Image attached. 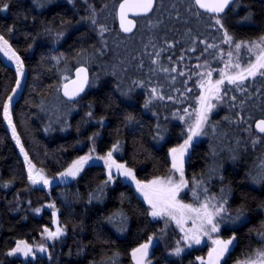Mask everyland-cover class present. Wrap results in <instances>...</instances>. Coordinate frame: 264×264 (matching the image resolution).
Wrapping results in <instances>:
<instances>
[{
    "label": "trees",
    "instance_id": "1",
    "mask_svg": "<svg viewBox=\"0 0 264 264\" xmlns=\"http://www.w3.org/2000/svg\"><path fill=\"white\" fill-rule=\"evenodd\" d=\"M120 1L88 0L86 4L84 0H75V5H72L67 0H53L44 8H37L33 0H11L12 6L9 11L0 12V32H4L25 61L24 84L13 103L14 123L30 158L38 168L43 167L50 177H56V174L63 171L72 160L88 152L91 147L88 137L94 132L99 133L96 138V151L100 155L104 154L116 139L123 141V152L118 153L116 158L135 167L139 179L164 174L170 160L166 155L168 148L183 141L180 132L184 124L173 118L172 113L184 108L192 112L197 106L195 96L199 95L201 89L196 84L199 79L195 75L196 65H203L205 60H208L211 67L217 70L213 72L214 80L219 78V69L224 68V60L227 57L220 60L212 54L214 51L212 49L201 55L203 44L197 42L195 52L188 50L192 46L185 35L189 27L193 29V34H200V39H207L209 43L220 44V34L212 28L205 30L203 26L198 27L194 19L185 24L183 21L188 16L184 7L186 0H162L165 5L163 9L159 8L161 0H157L156 9L148 17H151L153 24L157 19L162 20L163 24L151 27L146 23L148 17L138 19L137 29L131 36L123 35L118 26L116 11ZM248 2L255 13L254 19L257 24H264V4L258 0ZM88 4L95 7L99 22L109 28L103 37L108 42L107 47H104L98 32L93 31L87 22L76 23L81 16L88 15ZM172 4H176L179 9L181 15L179 21L174 18L176 11L171 8ZM25 16L27 19H24ZM33 16L36 17L35 22L32 20ZM229 16L227 17L229 31L239 39H255L264 31V27H241L236 24L235 18L230 19ZM61 18L71 19L73 22L72 26L66 28L63 39L55 43L53 37L41 35L37 37L34 47L30 51L27 50L31 36L26 38L25 33L33 35L40 33L42 24L53 21L58 27ZM11 25H15V31L8 34L5 29ZM82 34L86 35L82 37ZM165 38L169 42L175 40L177 43L175 48L162 54L161 62L165 67H169V62L165 59L167 56L172 55L173 61H177L180 55L184 56V60L179 61L178 71L191 75L186 84V87L192 88L190 93L184 92L185 85L182 84L186 76L160 71L149 72L150 67L157 66L152 65L149 56L144 54V46L148 45L149 54L153 51L150 41L156 44L157 49L167 48L164 44ZM92 45H95V49ZM221 48L227 51L228 46L221 45ZM81 49L86 51L83 55L77 56ZM101 49L103 55L99 54ZM61 53L66 57L67 64L61 61L57 65L55 60L49 59ZM94 53V59L86 66L91 74V82L99 75L98 85L90 86L88 92L76 103L66 102L60 95V89L65 82L64 76L70 78L73 70L80 66L77 61H84ZM141 56L144 67L138 69L136 65ZM242 56L244 59L247 58L243 50ZM121 61H124L123 67L128 68L127 73L120 71ZM113 65L117 66V76L109 74ZM65 67L69 70L64 71ZM171 76H176L175 83L172 82ZM149 78L152 83L146 88L133 86L131 99L121 96L114 90L115 84L120 80H123L122 87L126 89L132 80ZM15 79L16 70L8 66L0 55V104L3 103L6 91L15 86ZM157 82L165 96L172 95L173 99L154 100L146 110L143 103L148 99V90L156 86ZM246 86L250 98L244 105L243 112L239 103L240 99L246 98L245 94L239 91L229 92V95L234 94L238 97L234 102L237 107L231 108L226 97L225 102L214 109L211 122H219L215 133L208 130L209 134L194 144L186 165V174L191 177L193 173L207 172L214 164H222L225 183H230L234 190L229 200L230 210L234 213L241 203L246 204L245 221L234 226L240 245L235 253H232L229 264H234L237 258L243 259L240 254L249 241L252 242L253 248L259 246L255 231L250 234L249 229H257L264 221V213L259 208V203L264 201V187L252 184L247 177L249 171L264 166V136H260L254 128L250 132H245L244 124L237 125L224 119L228 116L235 121L239 115H243L247 120L251 115L253 120L248 122L254 124V120L260 118L261 111L258 105L264 98V83L258 77L256 81L249 79ZM176 88H180L181 91L176 92ZM225 88L234 86L226 84ZM90 102L94 115L91 120L85 116ZM153 111L158 116H153ZM126 112L132 113L141 122L142 127L137 126L134 134H130L129 129L124 127ZM102 116L105 118L103 127L96 122ZM165 117L168 119L165 120ZM157 119L169 130L166 140L159 144L152 139V129L155 128ZM65 123L68 127L62 130ZM77 128L80 129L79 132ZM254 139L258 142L253 146L251 141ZM232 150L237 154L235 161L230 159ZM26 168L27 166L23 164V155L0 111V264H97L107 249L111 250L107 251V255L116 251L120 253L119 264H132L131 248L142 242L148 232L162 227L161 223L148 224L145 227L146 220L139 215V211L146 205L139 203L132 188L120 180H117L115 185L108 186L102 203L96 200L91 204L87 203L89 192L95 190L106 178L105 169L101 164L89 165L71 184L59 183L51 190L31 187L26 179ZM13 178H15L13 184L9 187L3 186ZM223 186L218 179L210 181V190L217 195ZM121 193L126 197L123 204ZM242 193L246 197L245 200L241 199ZM28 201H31V204ZM52 201H55L60 210L61 222L68 225L67 235L49 247L53 258L49 260L48 257H38L25 261L19 257L6 256L5 253L15 246L16 240L26 239L34 244L40 240L45 226L49 228L54 226L53 211L45 209ZM35 208H41V211L36 213L33 211ZM121 209L130 217L127 231L123 234L118 233L111 224L103 220V217ZM97 234L110 243L103 245L101 240L97 239ZM230 234L229 231L222 229L223 236L227 237ZM171 247L168 242L156 245L153 249L154 264H191L195 256L204 254L202 249H193L185 252L181 258L170 257L168 251ZM69 250L71 255L68 254Z\"/></svg>",
    "mask_w": 264,
    "mask_h": 264
},
{
    "label": "snow or ice",
    "instance_id": "2",
    "mask_svg": "<svg viewBox=\"0 0 264 264\" xmlns=\"http://www.w3.org/2000/svg\"><path fill=\"white\" fill-rule=\"evenodd\" d=\"M53 0H33V4L37 8H44L47 4L52 3ZM69 4L75 5V0H67ZM87 4L88 0H84ZM12 6L11 0H0V12H8ZM107 7V5H105ZM157 7V0H123L118 4V17L119 27L124 33H132L133 29L137 27L136 19L129 18V14L134 16H146L149 13H153ZM165 5L162 0L159 4V8L163 9ZM185 12L188 14L187 18L183 21L185 24H189L193 19L196 25L203 26L205 30L212 28L218 32L220 44L215 42L209 43L207 39L201 40L200 34H193V29L189 27L185 35L191 41L192 46L190 51L195 52L196 43L199 42L204 45L201 51V55L208 52L210 49L214 50L213 55L217 56L220 60H224V68L219 69V78L213 79V72L217 71L213 69L208 60H205L204 64L196 65L195 75L199 77L196 84L201 89L199 95L195 96L197 106L193 108L192 112H189L188 108L177 109L175 113H172L173 118L183 122L184 128L180 132V137L183 139L182 143H178L174 147H170L167 150V157L170 158L169 166L164 174H156L151 178L139 179L137 177L136 168L130 166L127 161L121 162L114 154L123 152V141L116 139L111 147L102 155L96 153V138L99 133L94 132L88 140L91 142V147L84 155L78 156L76 159L63 170L56 174L59 181L67 183L69 179H76L84 172L85 167L89 165H97L98 162H102L106 172V178L97 185L96 189L89 192L87 203L91 204L93 200L100 203L103 202L106 196V189L109 185H115L119 178L122 183H126L132 188L134 194L137 196L138 202L146 205L139 211V215L144 217L148 224H158L163 222V226L152 230L146 234V237L142 242H138L135 247L131 248L130 257L133 264H154V252L153 249L160 241L164 240L168 236V229L171 225H174L175 230L178 231L179 238L174 240L171 249L168 251V256L181 258L186 249H193L195 246L204 244L208 246L207 256L197 255L191 264H229V260L232 259V253H235L237 247L240 245V240L237 236V231L234 226L238 223L245 221L246 219V204L241 203L234 211L230 210L229 200L234 194V190L230 183H225V177L223 175L222 164H214L207 172H201L199 174L193 173L191 177L186 174V158L190 160V150L193 148L194 141L201 136H207L208 130L215 133L216 127L219 122H211V115L221 103L227 102L231 108H236L238 97L236 95H229V92L239 91L245 94L246 98L240 99L239 107L241 112L244 110V105L247 104L250 95H248V87L246 82L251 79L256 81L259 77L261 82L264 83V31H261L255 39H239L233 33L229 31L227 26V17L242 7L241 0H186L184 5ZM246 9V14L240 17L239 23L241 24H255V13L251 10L250 5H243ZM171 8L176 11L175 19L179 21L181 15L176 4H172ZM88 15L81 16L76 21L77 24L81 22H87L92 26L93 31H97L101 37V43L104 47L108 46L107 40H104V34L109 31L106 24L100 23L97 18V12L93 5L88 4ZM169 18H172V14H169ZM27 19V16L24 17ZM35 22L36 17H32ZM71 19L61 18L58 22H49L42 24V32L25 33V37L31 36V42L27 43V50H31L38 36L47 35L53 37L55 43H58L66 33V28L72 26ZM147 24L151 27H155L158 24H163L162 20L157 19L153 24L151 17H148ZM5 31L11 34L15 31V25L8 26ZM86 34H82V37ZM153 48L152 53H147L148 45L144 46V54L149 56V60L152 65H156V68H149V72H164V73H177L179 76H186V80L182 81L185 85L184 92H192V88L186 87L187 80L191 79L190 74H186L184 71H178L179 61L184 60V56L180 55L177 61H173L172 55L167 56L165 59L169 62V67H165L162 61V54L168 50L175 48L177 41L173 40L169 42L167 38L164 39V44L167 46L160 47L154 42H149ZM221 45H227V51L221 48ZM95 49V45H92ZM242 50L247 54V58L242 56ZM86 49H81L77 56L83 55ZM0 53H3L8 60L15 64L16 79L14 81V87L10 91H6L3 103L0 104V111L4 121L7 122V126L11 129L12 138L19 146L20 153L23 155V164L27 166L26 179L30 182L31 186L43 185L44 187L51 188L53 179L45 173L43 167L38 168L37 165L30 158L28 151H26L24 144L21 142L20 135L17 132V126L14 123L13 117V103L14 97L17 96L18 90L21 88V81L25 78V61L21 54L10 43L9 38H6L4 32H0ZM99 54L103 55V49L99 50ZM93 56L87 57L86 60H78L80 65L75 69V79L69 83L62 85L64 96L69 100H75L81 93L89 86L96 87L98 85L99 75L91 82H89V73L87 63L92 62ZM44 57H42V60ZM49 59L55 60L57 65L61 61H65L66 57L63 53L58 56L49 57ZM124 61L120 62V71L127 73L128 68L123 67ZM172 64H176V67H172ZM116 65L112 66L110 75L117 76ZM138 69L144 67L143 58L141 56L139 63L136 65ZM201 69H203L201 71ZM69 69L65 67L64 71ZM68 77L64 76V80L68 81ZM173 83L176 81V76H171ZM152 81L149 78L136 79L130 82V85L125 89L122 87L123 80L117 82L114 86V90L119 92L123 97L129 99L132 98L134 92L133 86L137 88H146ZM234 86V88H225V85ZM59 90V88L57 89ZM176 92H180V88L175 89ZM172 100V95L165 96L162 87L157 82L156 86L150 87L148 90V99L143 103L144 109H149L154 100ZM182 102V100H181ZM88 111L85 116L89 120L94 118L92 111V103L88 104ZM261 111V116L254 120L255 129L259 133L264 134V98L261 99L258 105ZM153 116H158L153 111ZM165 120L168 117L164 118ZM225 120L230 123L244 124V131L250 132L253 128V124L248 121L253 120L251 115L247 120L243 115H239L237 120L232 121L230 117L225 116ZM105 118L102 116L96 122L103 127ZM124 127L128 128L130 134H134L137 130V126H141V122L136 119L132 113H125L124 115ZM68 125L65 123L66 130ZM47 131V129H45ZM80 129L77 128V132ZM119 132V129H117ZM152 139L158 144L166 140L169 130L166 125H161L159 119L155 124V128L152 129ZM258 141L252 140L251 143L254 146ZM240 144V141H237ZM213 155L215 152L213 151ZM230 159L235 161L237 154L235 150H232ZM248 179L252 184L264 187V166H261L255 171H249L247 173ZM218 179L224 186L219 189V195L210 190V181L212 179ZM15 182V178L6 182L3 186L9 187ZM121 203L123 204L125 197L124 193L120 194ZM241 199L245 200L246 197L242 193ZM31 204V201H28ZM46 207L53 209V223L55 229H51L45 226L41 232V235L45 237L47 241H52L53 245L56 241L67 235L68 225L62 223L60 220V210L57 208L55 201H52L46 205ZM259 208L264 213V201L259 203ZM34 212L39 213L41 208L33 209ZM107 223L111 224L118 233L123 234L127 231V225L130 220L128 214L121 209L118 212H113L111 215L103 217ZM222 229L229 231L231 234L227 237L222 235ZM143 231V229H142ZM253 231L256 233L258 241V247L253 248L252 242L249 241L245 244L244 249L241 252L243 259L237 258L234 264H264V221L261 222L257 229H249L251 234ZM97 239L101 240L103 245L110 243L107 239H101L97 234ZM155 242V243H154ZM107 249L105 255L97 264H119L120 253L118 251L112 252L111 255H107ZM37 252L46 253L49 260L53 258L52 252L49 248L41 243L33 245L26 239H19L15 241V246L7 250L6 256L14 257L21 255L24 258L31 257L36 259ZM71 255V250H69Z\"/></svg>",
    "mask_w": 264,
    "mask_h": 264
},
{
    "label": "rangeland",
    "instance_id": "3",
    "mask_svg": "<svg viewBox=\"0 0 264 264\" xmlns=\"http://www.w3.org/2000/svg\"><path fill=\"white\" fill-rule=\"evenodd\" d=\"M243 51H244V50H243ZM0 55L2 56L4 62H5L8 66H10V67H12V68H14V69L16 70V68H15V64H14L12 61L8 60L7 57L4 56L3 53H0ZM246 55H247V54H246ZM24 79H25V78H24ZM24 79L21 81V88L18 90V94H17V96H18L19 93L21 92L22 86H23V84H24ZM17 96L14 97L13 99L15 100V99L17 98ZM7 127H8V126H7ZM8 129H9V131H10V133H11V129H10L9 127H8ZM11 135H12V133H11ZM202 137H203V136L197 138V140L194 141V144L199 143V141H200V139H202ZM14 141H15V140H14ZM182 142H183V141H182ZM182 142H181V143H182ZM15 143H16V141H15ZM194 144H193V146H194ZM16 145H17V144H16ZM17 146H18V145H17ZM18 147H19V146H18ZM191 150H192V149H191ZM191 150H190V155H191ZM95 154H99V153L96 151ZM114 155L116 156V155H118V153H116V154H114ZM188 162H189V159L186 158L185 168H186V165H187ZM98 164L103 165L102 162H98ZM86 167H88V166H86ZM86 167H85V168H86ZM81 174H82V173H81ZM46 175H47V174H46ZM48 176H49V175H48ZM49 177H50V176H49ZM50 178H52V177H50ZM122 179H123V178H119L118 180L121 181ZM74 180H75V179H69L67 183H62V182L59 181V178L57 177V178L53 179L52 187H51L50 189L47 188V187H44L43 185H35V186H31V187H33V188H41V189H44V190H51L54 186L58 185L59 183H61V184H63V185H68V184H71ZM124 184H126V183H124ZM45 209H46V210H51V211H53V209L48 208V207H46V206H45ZM160 223H161V225L163 226V222H160ZM52 225H53V224H52ZM50 228L53 229V230L55 229L54 226H53V227H50ZM62 238H63V237H62ZM62 238H61V239H62ZM178 238H179L178 231L175 230L174 225H171V226L169 227V229H168V236H166L164 240L160 241V242H159L158 244H156V245H159V244H166V243L168 242V244L172 246L173 243H174V240H175V239H178ZM61 239H60V240H61ZM169 240H170V241H169ZM58 241H59V240H58ZM58 241H56V242H58ZM56 242H55V244H56ZM41 243L45 244L48 248L51 247V245H53V242H52V241H47L43 235H41L40 240H39L38 242L34 243L33 245H38V244H41ZM154 243H155V242H154ZM55 244H54V245H55ZM208 246H210V243L208 244ZM208 246H205L204 244H202V245H199V246H195L193 249H202V250H203V253H204L202 256H205V257H206V256H207V251H208ZM193 249H186L185 252H187V251H189V250H193ZM49 251H50V249H49ZM14 257H19V258H21L22 260H25V261H27V260H28V261H29V260H33L31 257L24 258V257L21 256V255H17V256H14ZM38 257H46V258H47V254H46V253H39V252H37L36 258H38ZM132 264H133V262H132Z\"/></svg>",
    "mask_w": 264,
    "mask_h": 264
},
{
    "label": "water",
    "instance_id": "4",
    "mask_svg": "<svg viewBox=\"0 0 264 264\" xmlns=\"http://www.w3.org/2000/svg\"><path fill=\"white\" fill-rule=\"evenodd\" d=\"M121 2H123V0H121L119 3H121ZM152 13H149L148 15H147V17L148 16H150ZM116 16H117V22H118V26H119V17H118V6H117V11H116ZM146 16H134L133 14H129V18H132V19H136V21L138 20V19H141V18H145ZM138 25V24H137ZM119 29H120V27H119ZM136 29H137V27L135 28V29H133V32L132 33H124L121 29H120V31H121V33L123 34V35H125V36H131V35H133L134 33H135V31H136ZM78 67V66H77ZM76 69V68H75ZM75 69L73 70V73H72V76L68 79V81H65L64 83H69V85L71 86V81L72 80H74L76 77H75ZM88 73H89V82H91V74H90V71H89V69H88ZM63 83V84H64ZM62 84V85H63ZM90 87V86H89ZM89 87H87L86 89H85V91L83 92V93H81L80 94V96L79 97H76L75 98V100H69L68 99V97H66V96H64V94H63V88L61 87V89H60V95H61V97L66 101V102H68V103H76L77 101H79L87 92H88V90H89ZM253 128H254V130L260 135V136H264V134H262V133H259V131L257 130V129H255V126H254V124H253ZM53 225H54V223H53ZM54 228H55V225H54Z\"/></svg>",
    "mask_w": 264,
    "mask_h": 264
},
{
    "label": "flooded vegetation",
    "instance_id": "5",
    "mask_svg": "<svg viewBox=\"0 0 264 264\" xmlns=\"http://www.w3.org/2000/svg\"><path fill=\"white\" fill-rule=\"evenodd\" d=\"M248 1L249 0H241L242 7L238 10L237 13H234L231 16H229V18L230 19L235 18L236 24L241 26V27H264V24L258 25L256 20H255V24L254 25L253 24H241V23H239L240 17H242L243 15L246 14V9L243 7V5H249ZM258 1L264 4V0H258Z\"/></svg>",
    "mask_w": 264,
    "mask_h": 264
}]
</instances>
